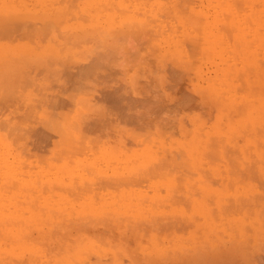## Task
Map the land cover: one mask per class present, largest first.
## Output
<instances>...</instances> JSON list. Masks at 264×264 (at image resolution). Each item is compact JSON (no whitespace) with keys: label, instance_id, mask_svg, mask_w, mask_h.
<instances>
[{"label":"rangeland","instance_id":"1","mask_svg":"<svg viewBox=\"0 0 264 264\" xmlns=\"http://www.w3.org/2000/svg\"><path fill=\"white\" fill-rule=\"evenodd\" d=\"M78 1L0 0V264H264V0Z\"/></svg>","mask_w":264,"mask_h":264},{"label":"bare ground","instance_id":"2","mask_svg":"<svg viewBox=\"0 0 264 264\" xmlns=\"http://www.w3.org/2000/svg\"><path fill=\"white\" fill-rule=\"evenodd\" d=\"M31 1H35V0H31ZM47 1H48V0H47ZM97 1L100 2L101 0H97ZM102 1H103V2H102ZM102 1L100 2V4L102 3L101 5H103V8H100V9H99V7L97 8V7H96L97 5L95 4V5H96L95 7H96L98 10L95 8V10H96L97 12L94 11V13H104V14H107L108 11H109V13L112 12V11H110V10L112 9V6H113L111 3L115 2L116 0H114V1H111V0H110V1H109V0H105V1H104V0H102ZM106 1H108V5L111 4V7H110V5L107 6L109 9H108V8L106 7V5H105V4H107V3H104V2H106ZM122 1H123V0H122ZM2 2H3V1H1V4H2ZM78 2H79V1L77 0V4H78ZM110 2H111V3H110ZM117 2H120V0L117 1ZM10 3H11V2H10ZM35 3H36V2H35ZM79 3H80V2H79ZM103 3H104V4H103ZM121 3H122V2H121ZM133 3H134V2H133ZM37 4H38V3H36L35 5H37ZM50 4H51V2H50ZM70 4H71V3H70ZM100 4H99V5H100ZM115 4H116V2H115ZM118 4H119V3H118ZM123 4H125V3L123 2ZM12 5H13V4H12ZM33 5H34V4H33ZM38 5H40V7H43V8H44V6H45V5H44V6H41V4H38ZM101 5H100V6H101ZM104 5H105V6H104ZM130 5H131V4H130ZM1 6H2V5H1ZM16 6H18V5H15L14 7H16ZM93 6H94V5H93ZM116 6H117V5H116ZM177 6H178V5H177ZM253 6H254V5H253ZM21 7H22V6H18V8H19V10H20V11H18V12H21V10H22ZM33 7H34V6H33ZM33 7H32V8H33ZM40 7H39V8H40ZM45 7H46V6H45ZM66 7H67V6H66ZM78 7H79V6H78ZM89 7H90V6H89ZM101 7H102V6H101ZM104 7H106V9H107V13H105L106 11H105ZM119 7H121V6H119ZM124 7H125V6H124ZM142 7H143V6H142ZM22 8H23V7H22ZM27 8H28V6H27ZM70 8H72V7H70ZM70 8H69V9H70ZM73 8H74V7H73ZM73 8H72V9H73ZM110 8H111V9H110ZM178 8H179V7H178ZM251 8H252V7H251ZM47 9H48V8H47ZM66 9H68V8H65V9L63 8L64 11H67ZM69 9H68V10H69ZM77 9H78V8H77ZM80 9H82V8H81V4H80ZM101 9L104 10V11H101V12H100ZM115 9H116V8H115ZM115 9H114V10H115ZM136 9H137V8H136ZM140 9H141V8H140ZM237 9H238V8H237ZM17 10H18V9H17ZM50 10H51V9H50ZM63 10H62V11H63ZM73 10H74V9H73ZM82 10H84V9H82ZM114 10H113V11H114ZM249 10H250V9H249ZM37 11H38V10H37ZM46 11H47V10H46ZM62 11H61V13H63ZM78 11L80 12L81 10L78 9ZM84 11H86V10H84ZM84 11H81V12H84ZM98 11H99V12H98ZM117 11H118V10H117ZM67 12L69 13V11H67ZM70 12H72V11L70 10ZM73 12H75V11H73ZM130 12H131V11H130ZM40 13H43V15H41L40 17H42V18H44V17H46V18H47V17H50V19L53 18V20L57 22L58 20H60V17L62 18V15H63L64 13H66V12H64V13H63L62 15H60V16H58V15H54L53 13H52V15H50L51 12H42V11L39 12V13H38V12H37V13L35 12V15H38V17H39V14H40ZM75 13H77V12H75ZM92 13H93V11H92ZM220 13H221V12H220ZM18 14H19V13H18ZM66 14H67V13H66ZM81 14H82V13H81ZM85 14H86V13H85ZM130 14H131V13H130ZM10 15H12V14L10 13ZM16 15H17V13H16ZM35 15H34V13H33V16H32V17H34ZM44 15H45V16H44ZM67 15H68V14H67ZM74 15H75V14H74ZM76 15L78 16V14H76ZM96 15H97V14H96ZM96 15L93 14L92 16L94 17V16H96ZM101 15H102V14H100V18H101ZM114 15H115V14L113 13V16H114ZM19 16H20V14H19ZM19 16H18V17H19ZM53 16H54V17H53ZM55 16H56L57 20H56ZM82 16H83V14H82ZM90 16H91V15H90ZM98 16H99V14L97 15V17H95V18H97V19H94V20H98ZM107 16H108V15H106V16L104 15V18L106 17V20L109 18V16H108V18H107ZM111 16H112V15H111ZM116 16H117V15H116ZM118 16H119V15H118ZM131 16H132V15H131ZM2 17H3V16H2ZM6 17H7V16H6ZM10 17H12V16H10ZM10 17H9V18H10ZM35 17H37V16H35ZM58 17H59V18H58ZM64 17H65V16L63 15V18H64ZM79 17H80V16H79ZM87 17H88V16H87ZM3 18H4V17H3ZM9 18H8V21H9ZM54 18H55V19H54ZM63 18H62V19H63ZM72 18H73V16H72ZM74 18H75V17H74ZM76 18H77V17H76ZM5 19H6V18H5ZM16 19H17V18H16ZM16 19H15V20H16ZM64 19H65V18H64ZM83 19H84V18H83ZM83 19H81V20H83ZM109 19H110V18H109ZM122 19H123V18H122ZM45 20H46V19H45ZM47 20H49V18H47ZM92 20H93V19H92ZM92 20H91V21H92ZM94 20H93V22H95ZM99 20H100V19H99ZM99 20H98V21H99ZM106 20H105V21H106ZM110 20H112V19H110ZM114 20H115V19H114ZM116 20H117V19H116ZM125 20H126V19H125ZM151 20H152V19H151ZM158 20H159V19H158ZM49 21H50V24H51V20H49ZM54 21H52V22L56 24L55 26H57V23H59V22L56 23V22H54ZM62 21H63V20H60V23H61ZM83 21H84V20H83ZM83 21H82V23H83ZM86 21H89V20H86ZM105 21L103 20V22H105ZM112 21H113V20H112ZM1 22H2L3 24H2ZM9 22H10V21H9ZM14 22H15V21H14ZM64 22H65V20H64ZM76 22H77V21H76ZM99 22H102V21H99ZM99 22H98V23H99ZM106 22H107V21H106ZM109 22H110V21H109ZM109 22H108V24H109ZM4 23H5V21L0 20V27H1V28H2V26H6V25H7V24H4ZM41 23H42V22H41ZM45 23H46V22H45ZM45 23H44V24H45ZM47 23H49V22H47ZM53 23H52V26H53ZM71 23H72V22H71ZM77 23H78V22H77ZM112 23H114V21L111 22L110 25H112ZM138 23H139V22H138ZM62 24H63V23H62ZM67 24H68V23H67ZM69 24H70V23H69ZM87 24H88V23H87ZM100 24H101V23H100ZM106 24H107V23H106ZM115 24H116V23H115ZM119 24H120V23H119ZM1 25H2V26H1ZM27 25H28V23H27ZM29 25H30V24H29ZM70 25H71V24H70ZM80 25H81V24H80ZM80 25H79V28H80L81 26H83V25H81V26H80ZM92 25L94 26L93 28H96L94 24H92ZM97 25H98V24H97ZM97 25H96V26H97ZM102 25H103V28H105L104 26H106V25L103 24V23H102ZM129 25H130V24H129ZM160 25H161V24H160ZM7 26H8V25H7ZM9 26H11V24H9ZM52 26H51V27H52ZM58 26H60V25H58ZM65 26H66V25H65ZM65 26H62V29H63ZM86 26H87V25H86ZM108 26H109V25H108ZM124 26H125V25H124ZM41 27H42V26H41ZM73 27H74V26H73ZM73 27H72V29H73ZM75 27H76V26H75ZM75 27H74V30H75ZM87 27L89 28V26H87ZM87 27L84 26V28H83V29H80V30H83V31H84V29H86ZM98 27H99V26H98ZM100 27H101V25H100ZM106 27H107V26H106ZM112 27H113V25H112ZM144 27H145V25H144ZM226 27H227V26H226ZM5 28H6V27H5ZM65 28H66V29L68 28V29H67V35H68V33H70V32H68V30H70V31H72V30H71L68 26L65 27ZM88 28H87V31L85 30L86 32L84 31L85 33H83L82 31H80V35H78V36H81V38L84 39V37H86V35H87L88 37H86L85 40L88 41V39H89V42H90V41H91L90 39H92V37L96 35L97 38H96V37H95V38L93 37L94 39H92V40H95V39H96L95 41L99 40L101 34H100V36H98L99 34L97 35V34L93 33L94 31L96 32V31L98 30V28H97V30H95V29L92 30V29H91L90 31H92V32H90ZM109 28H110V27H107L106 30L109 29ZM142 28H143V27H142ZM2 29H3V28H2ZM66 29H64V30H66ZM77 29H78V28H77ZM77 29H76V35L79 34V33H78L79 30L77 31ZM126 29H127V28H126ZM130 29H131V28H130ZM137 29H139V28H137ZM4 30H5V29H4ZM24 30H25V29H24ZM24 30H23V32H24ZM106 30L104 31V29H103L104 33L107 34V31H106ZM109 30H110V29H109ZM139 30H140V29H139ZM147 30H148V29H147ZM150 30H151V29H150ZM179 30H180V29H179ZM120 31H121V30H120ZM125 31L127 32V30H125ZM131 31H133V30H131ZM142 31H143V30H142ZM207 31H208V30H207ZM81 32H82L83 34H86V33L88 32L89 35H91V33H92V35L90 36L91 38H89V35H88V34L83 35ZM89 32H90V33H89ZM110 32H112V30H110ZM123 32H124V31H123ZM0 33H1V31H0ZM65 33H66V31H65ZM73 33H75V31L70 33L71 36H72ZM98 33H103V32H101V31L99 32V30H98ZM108 33H109V32H108ZM112 33H114V32H112ZM70 34H69V35H70ZM109 34H110V33H109ZM109 34H108V35H109ZM115 34H116V32H115ZM157 34H158V32H157ZM76 35H74V36H76ZM118 35H119V34H118ZM118 35H117V36H118ZM121 35H122V34H121ZM133 35H134V34H133ZM25 36H26V35H25ZM78 36H77L76 38H78L77 40H80L81 38H79ZM110 36H111V35H110ZM114 36H115V35H114ZM114 36H113V37H114ZM69 37H70V36H69ZM69 37H68V39H71V37H70V38H69ZM98 37H99V38H98ZM118 37H119V36H118ZM140 37H141V36H140ZM153 37H155V36H153ZM157 37H158V36H157ZM87 38H88V39H87ZM108 38H109V37H108ZM110 38H112V37H110ZM2 39H3V38H2ZM63 39H65V38H63ZM72 39H74V38H72ZM112 39H113V38H112ZM102 40H103V39H102ZM102 40L98 41V43H99V44H100V43H103ZM110 40H111V39H110ZM116 40H117V39H116ZM136 40H137V39H136ZM69 41H71V40H69ZM82 41H83V40H82ZM107 41H108V40H107ZM113 41H114V40H113ZM59 42H61V41H59ZM63 42H64V41H63ZM80 42H81V41H80ZM85 42H86V41H85ZM122 42H123V41H122ZM124 42H125V41H124ZM86 43H87V42H86ZM110 43H111V42H109V44H110ZM114 43H115V42H114ZM59 44H60V43H59ZM61 44H62V43H61ZM65 44H66V43H65ZM68 44H69V43H68ZM68 44H67V45H68ZM77 44H78V45H81V43L79 44V42H78ZM87 44H88V43H87ZM95 44L98 45L97 42H95ZM105 44H106V43L104 42V44H103L104 48H106V46L108 45V43L106 44V46H105ZM216 44H217V43H216ZM75 45H76V44H75ZM82 45H83V43H82ZM91 45H92V44H91ZM96 45H95V47H96ZM100 45H102V44H100ZM115 45H116V44H115ZM119 45H120V43H119ZM260 45H261V43H260ZM64 46H65V45H64ZM93 46H94V45H93ZM111 46H112V45H111ZM171 46H172V45H171ZM67 47H70V49H71V48H72V45L70 44V45L67 46ZM97 47H98V46H97ZM113 47H114V46H113ZM132 47H133V46H132ZM177 47H180V46H177ZM184 47H185V46H184ZM48 48H49V47H48ZM73 48H74V47H73ZM115 48H117V47L115 46ZM129 48H130V47H129ZM133 48H134V47H133ZM154 48H155V47H154ZM92 49H93V47H92ZM100 49H101V48H100ZM111 49H112V48H111ZM184 49H185V48H184ZM247 49H248V48H247ZM42 50H43V49H42ZM42 50H41V51H42ZM104 50L106 51V49H104ZM115 50H116V49H115ZM117 50H118V49H117ZM117 50H116V51H117ZM124 50H125V49H124ZM174 50H175V48H174ZM55 51H56V50H55ZM63 51L65 52L66 50L64 49ZM72 51H73V50H72ZM94 51L96 52V50H94ZM97 51H98V50H97ZM100 51H101V50H100ZM105 51H104V52H105ZM110 51H111V50H110ZM112 51H113V49H112ZM125 51H127V49H126ZM125 51H124V52H125ZM151 51H152V50H151ZM57 52H58V51H57ZM59 52H61V53L63 54L62 51H59ZM68 52H70V50H69ZM101 52H102V51H101ZM101 52H100V53H101ZM113 52H115V51H113ZM119 52H121V51H119ZM70 53H71V52H70ZM102 53H103V52H102ZM106 53H108V52L106 51ZM109 53H110V52H109ZM127 53H129V52H127ZM148 53H149V52H148ZM148 53H146V54H148ZM54 54H55V53H54ZM58 54H59V53H58ZM88 54H89V53H88ZM115 54H116V53H115ZM115 54H114V55H115ZM125 54H126V53H125ZM125 54H124V56H125ZM263 54H264V53H263ZM86 55H87V54H86ZM91 55H92V54H91ZM129 55H130V54H129ZM103 56H104V54H103ZM146 56H148V55H146ZM159 56H160V55H159ZM170 56H171V55H170ZM57 57H58L57 60H59V61H57L56 58H55L54 62H57V63L60 62L61 65L63 66L62 62L65 63V62L67 61L66 63H67L68 65L65 64L64 66H66L67 70H68L69 67L71 68V66H69V65H71V64L68 63V59H67L68 57H67V56L64 57V55L61 56V54H60V55H57ZM98 57H99V56H98ZM125 57H126V56H125ZM125 57H124V58H125ZM143 57H144V56H143ZM175 57L179 58L178 56H175ZM111 58H112V56H111ZM114 58H115V57H114ZM116 58H117V57H116ZM126 58H127V57H126ZM133 58H134V57H133ZM181 58H182V57H181ZM181 58H180V59H181ZM63 59H67V60L64 62ZM99 59H100V58H99ZM117 59H118V58H117ZM131 59H132V58H131ZM135 59H136V58H135ZM174 59H176V58H174ZM246 59H247V58H246ZM97 60H98V59H97ZM104 60H106V59H104ZM112 60H113V59H112ZM132 60H134V59H132ZM132 60H131V61H132ZM163 60H165V59H163ZM178 60H179V59H178ZM181 60H182V59H181ZM11 61L14 62V60H1L2 64H4V63L6 64V62H7V64L10 63V64L12 65L13 63H12ZM35 61H37V60H35ZM47 61H48V62H47ZM47 61L44 62V64H47L46 67H45V66H42V67H43V68H46L47 70H49L50 67L52 66V64H50V62H51L50 60H47ZM49 61H50V62H49ZM61 61H62V62H61ZM69 61H70V60H69ZM142 61H143V60H142ZM161 61H162V60H161ZM170 61H171V60H170ZM179 61H180V60H179ZM232 61H233V60H232ZM239 61H242V60H239ZM77 62H78V61H77ZM77 62H76V63H77ZM96 62H97V61H96ZM103 62H104V61H103ZM106 62H107V60H106ZM235 62H237L236 59H235ZM21 63H22V65H23V62H21ZM24 63H25V64H24V66H25L28 62H24ZM70 63H72V65H73V62H70ZM74 63H75V62H74ZM115 63H116V60H115ZM232 63H233V62H232ZM238 63H239V62H238ZM241 63H242V62H241ZM241 63H240V65H241ZM19 64H20V62H19ZM48 64H49L50 67H47ZM95 64H96V63H95ZM97 64H99V63L97 62ZM97 64H96V65H97ZM106 64H107V63H106ZM108 64H109V63H108ZM110 64H112V61L110 62ZM59 65H60V64H59ZM59 65L57 64V66H59ZM61 65H60V67H61ZM103 65H105V64L103 63ZM119 65H120V64H119ZM238 65H239V64H237V66H238ZM240 65H239V66H240ZM242 65H243V63H242ZM9 66H10V65H9ZM15 66H16V65H15ZM15 66H13V67H15ZM20 66H21V65H20ZM64 66H63V67H64ZM67 66H68V67H67ZM99 66H100V65H99ZM3 67H4V70H5L6 67H5V66H3ZM11 67H12V66H11ZM21 67H22V66H21ZM21 67L18 66V68H17V67H16V68L19 69V68H21ZM55 67H56V66H55ZM63 67H62V68H63ZM97 67H98V66H96V69H95L96 71H97V69H98ZM101 67H102V66H101ZM108 67H109V66H108ZM7 68H8V70H9V67H7ZM7 68H6V69H7ZM24 68H25V67H24ZM43 68H42V69H43ZM48 68H49V69H48ZM58 68H59V67L56 68V69H57V70L55 71L56 73H59V72H57V71L59 70ZM102 68L104 69V67H102ZM102 68H99L100 71H101ZM112 68H113V67H111V68H109V69L114 70V69H112ZM117 68H119V67H117ZM12 69H14V68H12ZM17 69L14 70V72H13V78L11 79V78L9 77L10 73H8L10 70H9L8 72H7V70H6V72H3V73L5 74V75H4V74L2 73V67H0V73L2 74V75H0V76H1L0 78H2L3 75H4V78H5L6 75L9 74L8 77H9L11 80H13V82H14V80H15V77H16V79H19L20 82H21V81H24V82H25L26 80H25L24 77H23L22 79L18 78L19 75H18V73L16 72ZM52 69H53V68H52ZM72 69H74V67H72L71 70H72ZM119 69H120V68H119ZM136 69H137V68H136ZM224 69H225V68H224ZM47 70L44 69V71H46V73L48 72ZM60 70H61V68H60ZM80 70H81V69H80ZM140 70H141V69H140ZM42 71H43V70H42ZM92 71H93V70H92ZM102 71H103V70H102ZM102 71H101V73L104 72V71H103V72H102ZM134 71H135V70H134ZM10 72H12V70H11ZM89 72H90V71H89ZM97 72H99V71H97ZM137 72H138V71H137ZM137 72L135 73V76L138 75ZM24 73H25V72H24ZM24 73L22 72L20 75H22V74H24ZM40 73H41V72H40ZM46 73H45V74H46ZM51 73H52V74H51ZM70 73H71V72H70ZM114 73H115V72H114ZM139 73H140V72H139ZM48 74H49V73H48ZM48 74H47V75H48ZM50 74H51V75H54L52 71H50ZM80 74H81V73H80ZM84 74H87V73H84ZM91 74H92V73H91ZM94 74H95V73H94ZM99 74H100V73H99ZM130 74H131V73H130ZM145 74H147V73L145 72ZM11 75H12V74H11ZM24 75H25V74H24ZM65 75H66V74H65ZM70 75H71V74H70ZM89 75H90V74H89ZM89 75H88V76H89ZM97 75H98V74H97ZM115 75H117V73H116ZM115 75H114V76H115ZM118 75H119V74H118ZM133 75H134V73H133ZM84 76H85V75H84ZM84 76H82V77H84ZM88 76H86V77H88ZM102 76H103V75H102ZM232 76H233V75H232ZM237 76H239V75H238V72H237ZM25 77H26V76H25ZM45 77H46V75H45ZM57 77H58V76H56V78H57ZM76 77H77V76H76ZM91 77H92V75L90 76V78H91ZM93 77L96 78L95 80H98L97 77H96V75H95V76L93 75ZM140 77H141V76H140ZM230 77H231V76H230ZM6 78H7V77H6ZM46 78H47V77H46ZM66 78H67V77H66ZM80 78H81V77H80ZM90 78L88 77L87 79H89V81H90V83H91V81H93L94 79L92 78V79H93V80H92V79H90ZM100 78H101V77H100ZM130 78H131V77H130ZM131 79H132V78H131ZM123 80H124V79H123ZM136 80H137V79H136ZM2 81H3V78L0 79V82H2ZM46 81H47V80H46ZM75 81H76V80H75ZM134 81H135V80H134ZM4 82H6V81H4ZM7 82L10 83L11 81L9 82V79H7ZM7 82H6V83H7ZM13 82H12V83H13ZM20 82H19V83H20ZM63 82H64V80H63ZM81 82H83V81H81ZM93 82H95V81H93ZM136 82H137V81H136ZM162 82H163V81H162ZM231 82H235V80H232ZM6 83H3V84H6ZM8 83H7L6 85H8ZM14 83H15V82H14ZM14 83H13V85H14ZM17 83H18V80H17ZM17 83H16V85H17ZM87 83H88V81H87ZM95 83H96V82H95ZM235 83H236V82H235ZM0 84H1V83H0ZM3 84L1 85V87L3 86ZM83 84H84V83H83ZM141 84H142V83H141ZM141 84H139V85H141ZM6 85H4V86H6ZM19 85H21V83H20ZM91 85H92V84H91ZM162 85H163V84H162ZM8 86H10V85H8ZM44 86H45V85H44ZM63 86H64V85H63ZM96 86H97V85H96ZM142 86H143V85H142ZM46 87H47V85H46ZM77 87H78V86H77ZM93 87H94V86H93ZM137 87H138V86H137ZM150 87H151V86H150ZM5 88H6V87H5ZM8 88H9V87H8ZM17 88H18V87H17ZM73 88H74V87H73ZM133 88H134V87H133ZM135 88H136V85H135ZM36 89H37V88H36ZM53 89H54V88H52V90H53ZM78 89H79V88H78ZM80 89H82V88H80ZM84 89H85V88H84ZM88 89H89V91H90V88H88ZM92 89H93V88H92ZM92 89H91V90H92ZM20 90H21V89H20ZM69 90H70V89H69ZM98 90H99V89H98ZM4 91H5V90H4ZM54 91H55V90H54ZM79 91H80V90H79ZM85 91H88V90H85ZM63 92H66V91H63ZM70 92H71V90H70ZM72 92H73V91H72ZM75 92H76V90H75ZM80 92H81V91H80ZM82 92H83V91H82ZM93 92H94V91H93ZM4 93H5V92H4ZM44 93H45V92H44ZM76 93H78V92H76ZM125 93H127V92H125ZM139 93H140V92H139ZM65 94H67V93H65ZM123 94H124V93H123ZM17 95H18V94H17ZM68 95H69V94H68ZM98 95H99V94H98ZM44 96H45V95H44ZM86 96H87V95H86ZM140 96H141V95H140ZM70 97H71V96H70ZM72 97H73V96H72ZM72 97H71V98H72ZM84 98H85V97H84ZM88 98H89V97H88ZM72 99H74V98H72ZM79 99H80V98H79ZM70 100H71V99H70ZM86 100H87V99H86ZM127 100H128V99H127ZM42 102H43V101H42ZM56 102H57V101L54 100V103H55V104H57ZM130 102H131V101H130ZM77 103H78V101H77ZM77 103H76V104H77ZM80 103H82L81 100H80ZM91 103H92V102H91ZM91 103H90V104H91ZM93 103H94V102H93ZM98 103H99V101H98ZM123 103H124V102H123ZM83 104H84V103H83ZM99 105H100V104H99ZM237 105H238V104H237ZM239 105H241V104H239ZM233 106H234V105H233ZM93 107H94V106H93ZM37 108H38V107H37ZM39 109H40V108H39ZM79 109H80V107H79ZM94 109H95V110H94ZM93 110H94L95 112H94ZM93 110H92V111H93L94 114H95L97 108L94 107ZM103 110H104V109H102V111H103ZM234 110H238V107L236 106V109H234ZM92 111H90V112L93 113ZM97 111H98V110H97ZM105 111H106V110H105ZM77 112L79 113V110H78ZM90 112H87V113H90ZM237 112H238V111H237ZM74 113H75V112H74ZM87 113H85V114H82V113H81L82 115H80V116H83V115H84V117H85V115H86ZM91 113H90V114H91ZM99 113H100V114H99ZM99 113L97 112V114H99L100 116H102L101 111H99ZM235 113H236V112H235ZM57 114H58V113H57ZM68 114H69V113H68ZM70 114H72V113H70ZM94 114H93V116H94ZM97 114H96V117L99 116V115H97ZM104 114H105V113H104ZM106 114H107V113H106ZM47 115H48V114H47ZM222 115H223V114H222ZM80 116H78V117H80ZM93 116H92V117H93ZM100 116H99V117H100ZM56 117H57V116H56ZM70 117H71V116H70ZM114 117H115V116H114ZM72 118L74 119V116H73ZM81 118H82V117H80V119H81ZM100 118H101V117H100ZM102 118H104V117L102 116ZM82 119H83V118H82ZM87 119L89 120L88 115H87ZM87 119H86V121H88ZM90 119H92V118H90ZM98 119H99V118H98ZM98 119H97V121H98ZM118 119H119V118H118ZM84 120H85V119H84ZM84 120H83V122L81 121V123H82V124L80 123L81 125H83V124L86 123V122L84 123ZM115 120H116V119H115ZM9 122H10V121H9ZM9 122H8V123H9ZM15 122H16V121H15ZM79 122H80V120H79ZM11 123H13V122H11ZM48 123H49V121H48ZM64 123H65V122H64ZM75 123L77 124L76 121H75ZM100 123H102L101 120H100ZM119 123H120V122H119ZM20 124H21V123H20ZM10 125H11V124H10ZM49 125H50V126H49ZM49 125L45 126V130H46V135H47V136L44 137V138L42 137V138H43V140L45 139L44 141L48 142L49 144H50V142H51V144H52V142L55 141V139H57L58 137H63V136L65 135V133L63 132L62 129H60L59 127H57V123L50 122ZM73 125H74V124H73ZM81 125H80V126H81ZM121 125H122V124H121ZM172 125H173V124H172ZM20 126H21V125H20ZM87 126H88V125H87ZM87 126H86V128H88ZM16 127H17V126H16ZM81 127H82V126H81ZM81 127H80V128H81ZM83 127H84V126H83ZM6 128H7V127H6ZM43 128H44V127H43ZM66 128H67V126H66ZM74 128H75V126H74ZM84 128H85V127H84ZM109 128H110V127H109ZM16 129H17V128H16ZM41 129H42V128H41ZM82 129H83V128H82ZM12 130H13V129H12ZM42 130H43V129H42ZM42 130H41V132L44 131V130H43V131H42ZM74 130H75V129H74ZM74 130H73V131H74ZM71 131H72V128H71ZM73 131L71 132L72 134H73ZM100 131H101V130H100ZM106 131H107V130H106ZM108 131H109V130H108ZM10 132H11V131H10ZM39 132H40V131H39ZM82 132H83V131H82ZM82 132H80V133L82 134ZM117 132H118V131H117ZM8 133H9V131H8ZM20 133H21V132H20ZM20 133H19V134H20ZM44 133H45V132H44ZM98 133H99V132H98ZM101 133H102V132H101ZM83 134H84V133H83ZM83 134H82V135H83ZM93 134H94V133H93ZM7 135H8V134H7ZM87 135H88V134H87ZM96 135H97V133H96ZM115 135H116V134H115ZM12 136H13V135H12ZM27 136H28V135H27ZM35 136H37V135H35ZM71 136H72V135H71ZM80 136H81V135H79V137H80ZM99 136H100V135H99ZM37 137H38V136H37ZM40 137H41V136H40ZM65 137H66V136H65ZM96 137H97V136H96ZM106 137H107V136H106ZM109 137H110V136H109ZM34 138H35V137H34ZM10 139H11V138H10ZM30 139H31V138H30ZM66 139H67V138H66ZM208 139H209V138H208ZM22 140H23V139H22ZM31 140H32V139H31ZM34 140H35V139H34ZM63 140H65V138H64ZM77 140H78V139H77ZM56 141H57V140H56ZM58 141H59V140H58ZM223 141H224V140H223ZM5 142H6V141H5ZM24 142H25V141H24ZM64 142H67V141L65 140ZM78 142H79V141H78ZM219 142H220V141H219ZM30 143H31V142H30ZM37 143H38V142H37ZM48 143H47V144H48ZM95 143H96V142H95ZM111 143H112V142H111ZM221 143H222V142H221ZM51 144H50V145H51ZM115 144H116V143H115ZM217 144H218V143H217ZM55 145H56V144H55ZM25 146H26V145H25ZM81 146H82V145H81ZM39 147H40V146H39ZM47 147H48V146H47ZM69 147H70V146H69ZM40 148H41V147H40ZM81 148H83V147H81ZM64 149H65V148H64ZM64 149H63V150H64ZM70 149H71V148H70ZM94 149H96V148H94ZM71 150H72V149H71ZM77 150H78V149H77ZM165 150H166V149H165ZM92 151H93V150H92ZM79 152L81 153L82 151L79 150ZM218 152H219V151H217V153H218ZM66 153H67V152H66ZM75 153H76V152H75ZM89 153H90V152H89ZM215 153H216V151H215ZM76 154H77V153H76ZM90 154H91V153H90ZM180 154H181V153H180ZM79 155H81V154H79ZM218 155H219V153H218ZM220 155H221V154H220ZM225 155H226V154H225ZM207 156H208V155H207ZM228 156H229V155H228ZM230 156H231V155H230ZM183 157H184V156H183ZM210 157H211V156H210ZM224 157H225V156H224ZM104 158H105V157H104ZM66 159H67V158H66ZM168 159H169V158H168ZM174 159H175V158H174ZM174 159H173V160H174ZM179 160L181 161L182 158H179ZM167 161H168V160H167ZM171 161H172V160H171ZM173 162H174V161H173ZM178 162H179V161H178ZM178 162H177V163H178ZM194 162H195V161H194ZM107 163H108V162H107ZM165 163H166V162H165ZM169 163H170V160H169ZM72 164H73V163H72ZM142 164H144V163H142ZM159 165H160V164H159ZM179 165H180V163H179ZM186 165H187V164H186ZM142 166H143V165H142ZM65 167H66V166H65ZM145 167H146V166H145ZM157 167H158V165H157ZM155 168H156V167H155ZM158 168H159V167H158ZM165 168L167 169L166 172H168V168H167V167H165ZM153 169H154V168H153ZM171 169H172V168H171ZM142 171L144 172L145 170H142ZM148 171H149V170H148ZM233 171L235 172L234 169H233ZM233 171H232V172H233ZM160 172H161V171H160ZM163 172H164V171H163ZM91 173H92V172H91ZM235 174H237V173H235ZM181 175H182V174H181ZM237 175H238V174H237ZM19 178H20V177H19ZM234 178H235V177H234ZM98 179H99V178H98ZM71 181H72V180H71ZM23 182H24V181H23ZM106 182H107V181H106ZM179 183H180V182H179ZM74 184H75V183H74ZM110 184H111V182H110ZM112 184H113V183H112ZM171 184H172V183H171ZM177 184H178V183H177ZM103 186H104V185H103ZM115 187H116V186H115ZM127 189H128V188H127ZM132 189H133V188H132ZM132 189H131V190H132ZM47 190H48V189H47ZM171 191H172V190H171ZM182 192H183V191H182ZM173 193H175V192H173ZM172 196H174V195H172ZM176 197H177V196H176ZM221 200H222V199H221ZM209 205H210V204H209ZM179 220H180V219H179ZM175 221H178V220H175ZM180 221H181V220H180ZM183 221H184V220H183ZM178 223H179V221H178ZM38 224H39V223H38ZM182 225H183V224H182ZM1 226H2V225H1ZM179 226H180V225H179ZM93 232H95V231H93ZM87 233H88V232H87ZM90 234H91V232H90ZM92 240H93V239H92ZM176 252H177V251H176ZM104 253H105V252H104ZM74 255H75V254H74ZM75 256H76V255H75ZM69 258H70V257H69ZM259 260H260V259H259ZM66 262H67V261H66ZM71 262H72V261H71ZM110 262H111V261H110Z\"/></svg>","mask_w":264,"mask_h":264}]
</instances>
